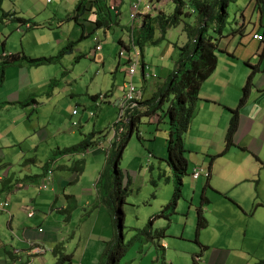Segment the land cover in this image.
<instances>
[{
    "label": "rangeland",
    "instance_id": "obj_1",
    "mask_svg": "<svg viewBox=\"0 0 264 264\" xmlns=\"http://www.w3.org/2000/svg\"><path fill=\"white\" fill-rule=\"evenodd\" d=\"M78 1L3 0L1 3L0 65L5 59L2 55V49H5L6 54L16 53L21 48V42L27 50L28 56L31 57L53 56L60 49L67 47L70 42L73 48L71 51L64 53L56 63L39 66L26 64L32 85L35 86L30 101H24L26 104L22 102L23 107H29L31 103L34 104L33 107L30 106V119L24 113L21 114V117L13 116L11 120L0 122L1 135L6 131H10L12 136L22 139L20 141L22 145L16 143L14 146L0 147V176H3V179L10 177L11 181L8 185L13 188L19 182L25 187L28 184L26 175H37L34 184H32L33 186L29 189L20 187L10 192L8 196H5L6 193H4L0 198V236L6 240H11L14 239V235H19V232H21V230L19 231L22 227L21 224L28 225L29 223L34 226L35 223H31V218L28 217L25 209L21 208L23 202L28 199V194L31 193L30 197L34 200L31 204L33 211L37 208L36 205L43 202L45 198H47V202L53 203L56 200V195H58L59 204L65 202L61 190L57 192V187L55 191L50 189L52 183L51 180L49 182L45 181L46 176L53 177L55 174L61 173L62 170L59 165L63 162V159L70 166L82 160L84 169L80 174V179L84 186L91 185L92 187L95 180L100 178L97 189L101 190L105 198H109L111 201L115 196L114 205H116L118 202L116 196L119 194L123 196L124 219L121 227L123 253L118 264H138L143 241L137 240L134 236L136 233L135 228L144 227L148 223L149 215L157 214L158 217L164 220L163 217L167 212H169L168 216L172 213V206L170 205V207L168 204L173 196L175 176L171 165L167 161V142L170 131L172 130L173 139L176 138V132L174 127L170 125L169 118L163 114V110L167 105L165 102L155 112L142 115L137 126L138 129H133L118 164L119 175L124 183L119 182L116 184L113 182L112 172L114 167L112 164L107 165L108 171L106 174L99 176L101 171L97 170H100L104 165V153L109 148L108 142L103 147L102 140L106 134L109 135V129L119 117L116 102L122 95L123 83L128 80L126 74L128 68L127 56L119 57L118 55L120 48L118 40L125 38L128 34L124 27L126 16L123 13L127 8L123 4L119 23L112 24L110 27H99L93 30L92 25H84L86 35L82 37L83 25L76 22H78V18L83 22L85 16L82 13L78 14V9H76ZM85 1L82 0L83 3ZM103 1L101 0L102 4ZM183 1L187 3L183 5V11H191L192 8L188 4L189 0ZM247 2L248 0H231L229 3L227 8L229 16L223 29L225 36L216 51L218 59L216 69L202 83V87L206 88V91L202 89L201 99L197 101L196 115L192 119V126L184 135L185 157L188 161V167L182 177V194L180 193L178 207H176L177 211H182L184 215L192 202V198H194L193 204L197 205L200 204L202 196L205 198L203 186L206 183V176L201 175L198 179H194L191 173L192 169L202 167L208 171V165L213 160H217L216 165L225 163V166H239L241 171H245V168L250 169L251 163L255 164V171L258 172L255 182L259 184L256 193L258 192L261 198L264 197V169L261 167V164L264 163V99L258 116L243 124L238 132V142L233 146V150L229 152H237L239 157L224 156L222 154L225 151L224 137L231 117V109L237 107L239 99L243 95L244 85L253 69L255 70L251 76L252 88L248 101L251 102L260 90H264V40H256L257 45L259 43L260 45L251 46L253 53L251 56L246 57L241 56L238 51L235 56L231 53L238 44L237 40L239 43L241 42V38H238L241 37L240 34L236 41L229 44L232 35L239 29L238 24L245 22L248 18V11L250 10H247V8L251 7V3L248 7ZM152 4L153 8L150 14L153 16L160 12L170 15L174 12L176 5L173 0H161V2L155 0ZM14 10L18 16L28 17L31 25L32 23L33 25L26 28L24 24L13 21L9 16L2 14ZM106 10L114 20L116 18L114 10ZM254 10V14L252 13L250 16L252 21L256 20L257 17V8L254 7ZM85 15L87 16V14ZM180 18L179 23L168 28L163 37H161L162 33L155 22L150 24L151 28H143L140 32L135 31L134 33V39L138 41L136 45L141 51V58L144 57L149 66V72L155 74V77L147 79L148 83L163 80L166 71H172L176 67L179 48L186 41L182 23L185 19L187 22L192 23L194 14L191 12L186 17L182 14ZM262 20L264 23V14ZM129 24L130 20L127 26ZM214 24V21H212L208 35H216L213 31ZM19 26H21V30ZM250 28L251 25L248 26L247 30ZM263 31L264 27L259 28V32ZM23 37H25L24 40ZM57 38L64 40L58 43ZM3 44L5 47H3ZM97 44L101 45V50L95 49ZM246 47L248 48V44ZM141 73L142 70L139 65L133 76V82L139 88L143 84L144 87H147L148 85L142 80ZM2 82H0V88H6L7 83L10 84V81L6 84ZM217 87L219 89L226 87V95L221 96V104L210 106V103L215 102V99H211L210 90L217 91ZM157 89L158 85H155L149 90L147 88L143 90V105L139 109L143 110V113H148L145 112V109H147L146 104L151 101ZM96 94L106 95L98 106L95 105V100L92 97ZM203 96L209 97L212 102L202 98ZM222 103L225 105H222ZM200 106H203L201 110ZM75 107L78 109V114L72 115V109ZM199 111L201 112L198 113ZM89 112H92L93 115L90 116ZM159 116L162 117V120H159ZM24 120L27 121L23 124L22 121ZM16 124L19 126L18 128H15ZM28 127L31 128V134L34 131L37 133L39 130H43L47 135L38 146V149L34 150L36 152L32 153L25 151L28 143L31 145L35 142V140H29L28 142V139H26L28 138ZM88 133L94 140L100 139V144L95 146H98L99 149L102 148L101 152L96 153L95 147L82 153L67 155L62 153L63 148L78 143ZM253 138L258 140L254 141ZM254 143L255 146H258V155H255L252 151L242 150L243 146H253ZM227 157L231 159L229 163L226 162ZM28 159L30 161L26 163L25 160ZM230 170L232 169L230 168ZM44 183L47 184H45V189L40 190L39 186L44 185ZM107 183L110 184L109 189ZM2 186L0 180V189ZM71 186V192H76V187L81 188L80 185L76 184ZM236 191L243 193L239 185L231 189L230 192L235 194ZM20 196L22 198L17 202ZM5 198H8V200H5ZM83 202L82 200L79 204L81 208L76 209L74 217L76 218L80 213L89 216L85 220L83 218L79 220L78 217L73 220V223L76 225L80 221L82 223L81 229L86 231L91 227L92 219L101 202L99 204L96 202V205L93 201L89 205H83ZM114 205L111 201L107 206ZM191 209L197 213L196 208L191 207ZM55 213L57 212L55 211ZM173 217L176 219L177 214L173 213ZM10 220L11 225H9ZM11 228H13V232ZM178 228V225L172 226L173 230ZM63 244L65 245L62 247L64 252L68 253L69 250H72L68 244ZM255 244H261V249H264V235H259L258 243L253 240L248 242L250 248H253ZM44 247L46 246L44 245ZM261 249L253 252L258 255ZM159 251H162V249H159ZM195 253H198V251H195ZM236 253L234 248L230 250L226 264H234V260H238L239 255H236ZM33 257L30 258L31 263L28 262V264H39L40 260L38 258L33 260ZM46 257L54 261V264H71L67 258L56 263L57 259L50 252L47 253ZM198 257L200 258L198 255H194V257L191 255L190 259L194 262L198 261Z\"/></svg>",
    "mask_w": 264,
    "mask_h": 264
},
{
    "label": "crops",
    "instance_id": "obj_2",
    "mask_svg": "<svg viewBox=\"0 0 264 264\" xmlns=\"http://www.w3.org/2000/svg\"><path fill=\"white\" fill-rule=\"evenodd\" d=\"M154 1L155 0H152V3H154ZM159 1L161 2V0ZM130 3L131 0H104L103 4L101 3V0H86L78 9V14L82 13V15L85 16V22L80 21V18H78V22H76L83 25V33L81 36L84 37L86 35L85 26H87V24H89V26L92 25L91 27L94 30L99 27H110L112 24L119 23L118 21H120L119 18L121 17L122 6L125 4L127 9L123 12L126 16L124 27L128 36L126 35L125 38H120L118 42L120 47L126 44L129 37L130 24L128 26L127 24L130 20ZM249 5L247 6L249 7ZM1 7L2 5H0V8ZM106 9L114 10L116 16L114 20L111 15L106 12ZM253 9V5L247 8V10H250L248 11L249 15L248 18H246L247 20L238 24V26L242 25V27L236 30L230 39L229 44H232L236 41L237 37L241 35V37H238L241 38V42L239 43L237 40L238 44L231 52L233 56L237 54V51L243 57L251 56L253 53L251 46L257 45V39H253L252 34H261V32H259L260 16L259 12L256 11V20L252 21L250 16L255 12ZM97 11L104 13L105 21H101L96 27V20L98 17ZM9 12L16 17H21L15 13V10ZM85 14H87V16ZM21 18L27 19L26 21L30 26L33 25V23L31 25L28 17ZM139 22L141 24H137L136 27L142 25L143 17L140 16L136 18V23ZM20 24H23V22H20ZM250 25L251 28L247 30ZM19 27L21 30V26ZM24 39L25 37H23V40ZM57 40L58 43H60L64 39L57 38ZM247 44L248 48L246 47ZM258 45H260V43ZM20 46L21 48H19L16 53L28 56V52L22 42L20 43ZM3 47H5L4 44ZM2 53L4 57L7 55L4 48L2 49ZM142 59L145 62L144 57H142ZM168 71L169 70L166 71V74ZM165 75L163 80L151 81L149 83L147 81V83H145L148 85L147 89L149 90L155 85H161L165 80ZM8 81H10V84L7 83ZM2 83H7V87L0 88V122L11 120L13 116L21 117V114L24 113L27 114L28 119H30V106L33 107L34 104L31 103L29 104V107H23V104H26L24 101H30L31 94L34 93L32 91L35 87L32 85L28 66L23 63L20 65L12 64L7 66L4 69ZM202 86L203 85L200 87L199 99H201L200 95H202V89H205L206 91V88ZM210 91V94L212 95L211 99H215V102H212V100L206 96H203L202 98L211 101L212 103H210V106L221 104V96L226 95V87H222L221 89L218 88V90L214 92L212 90ZM263 99L264 90H260L259 94L256 95L251 102L248 101L249 99L247 98L244 105L240 108L239 124L233 136L234 144L225 149L222 153L224 156L232 155L239 157L237 152H229L233 150V146L238 142V132L240 128L243 127V124L248 123V120L252 121V119H255L258 116V113L262 109L261 103ZM94 100L96 101V98H94ZM22 102L24 103L22 104ZM35 102L37 103V101ZM222 105L225 104L222 103ZM201 108H203V106H200V110ZM200 112L201 111L198 113ZM26 121L27 120H24L22 123ZM18 127L19 126L16 124L15 128ZM31 132V128L28 127V138L26 139H28V142L29 140H35L31 145L28 143L27 150L25 151H29V153L36 152L34 150H37L38 146L47 137L43 130H39L37 133L34 131L32 134ZM92 140L95 141V145L100 144V139L94 140V138H92ZM253 140L257 141L258 139L253 138ZM20 141H22V139L14 135L12 136L10 131H6L3 135L0 134V147L14 146L16 143H20ZM107 142L109 148H107L104 153V165L100 170H97L101 171L99 176L106 174L108 171L107 165L109 164L108 161L112 151L111 144L113 142L111 133L104 136L102 140L103 147H105L104 144ZM20 145H22V143H20ZM95 147L96 153L102 151V148L99 149L98 146H94L93 148ZM242 150H247L249 152L252 151L255 155H258L259 153L258 146H255V143L253 146H243ZM216 161L217 160H213L208 165L207 170L209 175L206 176V183L205 186H203V194L205 195V198L203 201H200L199 205L193 204L194 198H192V202L184 215L182 211H177L176 207H178V199L171 215L167 218L161 215L164 220L158 216L154 217L151 224L152 231L154 229H163L162 234L142 242L143 245L140 248L141 256L137 262L138 264H226L230 255V250L233 248L237 252L236 255H239L238 260H234V264H252L257 259L264 258V249H261V244H255L253 248H250V245H248V242L251 240L258 243L259 235H264V197L262 196L261 198L258 195V192L256 193L259 184H256L255 182L256 175H258V172L255 171V164L251 163L250 169L245 168V171H241L239 166H225V163L222 165H216ZM230 161L231 159L227 157L226 162L229 163ZM59 166L62 172L50 177L52 183L50 189L55 191L57 187V192L58 190H61L64 196L63 201L65 200V202H62L60 205L58 195H56V200L53 203L47 202V198H45L43 202L36 205L37 208L33 211L31 204H33L32 202H34V200L30 197L31 193L28 194V199L23 202L21 208L23 210L25 209L27 215L32 212L31 216L28 217L31 218V223L35 224L34 226H31L29 223L28 225L21 224L22 227L19 229L21 232H19V235H14V239L6 240L4 237L0 236V264H28V262L31 261L30 258L33 256V260L35 258L40 260L39 264L40 262L41 264H54V261H51L46 255L50 252L52 256L57 259L59 254L57 255L54 253V248L57 247L59 251L64 252L62 247L65 245L63 243L68 244L72 249L69 250L68 253L64 252L70 254V259L68 260L71 264H99L102 261V254L106 249L108 242L111 241L117 233L113 223L114 218L111 214V206H107L111 201L112 203H115V196L110 201L109 198L103 196L101 190L97 189L100 178L95 180L92 187L91 185L84 186L80 179V174H82V172L76 176V173L69 168V163H66L64 159ZM25 167L27 168V166ZM230 168L232 170H230ZM35 176L37 175L28 174L25 176L26 180H28V184L25 187L21 185L20 182H16L19 184V187L29 189V187H32V184H34ZM37 179L38 177L36 180ZM0 180L3 185L0 189V198L4 193H6L5 196H8L10 195V192L19 189L15 184L13 188L8 185L11 181L10 177L2 178ZM221 180L224 181L221 182ZM45 181H50L47 176ZM119 182L124 183L121 177ZM74 184L80 186L82 184V186L81 188L76 187V192H71V185ZM238 185L243 190V193L236 191L235 194H231V189L236 188ZM107 187L108 189L110 188L109 183H107ZM86 195L87 197H85ZM21 198L22 196H20V199H17V202H19ZM81 199L84 201L83 205H89L92 201L95 203L94 205H96V202H98V204L101 202L97 207L94 218L92 219L91 227L86 231L81 229L82 223L80 221L76 225L73 223V220L78 217L79 220L82 218L85 220L89 216L88 214L85 215L80 213L76 218L74 217L76 209L81 208L79 205L82 201ZM5 200H8V198H5ZM191 207H194L197 210L199 208L206 220V225L203 228H200L198 232H196L197 213H195V210L191 209ZM45 209L46 211H44ZM55 211L57 213H55ZM173 213H175V215L177 214L176 219L173 217ZM62 214L63 216L61 217ZM151 216H148V220ZM11 220L9 221V225H11ZM173 225H178L179 228L173 230ZM38 227H41L42 231H38ZM11 230L13 232V228H11ZM29 240L43 243L46 246V251L40 255H28L26 251L27 248H29ZM159 249H162V251H159ZM258 249L261 250L257 255L253 251ZM195 251H198V253H195ZM76 252L78 253L76 254ZM191 255H193V257L194 255H198L200 258L198 257V261H194L193 258L194 262H192V259H190ZM73 258L74 260H72Z\"/></svg>",
    "mask_w": 264,
    "mask_h": 264
},
{
    "label": "trees",
    "instance_id": "obj_3",
    "mask_svg": "<svg viewBox=\"0 0 264 264\" xmlns=\"http://www.w3.org/2000/svg\"><path fill=\"white\" fill-rule=\"evenodd\" d=\"M2 1L3 0H0V5ZM173 1L176 3V5L175 10L172 14L166 15L160 12L159 14L152 16L150 13H147L143 15L142 25L136 27L135 31L140 32L143 28H151L150 24L155 22L157 24V28L162 33L161 37H163L168 28L179 23V21L181 20L180 15L184 14V16L186 17L190 15L191 12H193L194 19L192 23L187 22L186 19L182 23V30L185 33L186 41L179 48V58L176 62V67L172 71H168V73L165 75V80L161 85L158 86V89L154 93L151 101L146 104L147 109H145V112L148 113H143V110H139L143 105V90L147 88L144 87L143 84L142 86H140V89L142 91V98L140 100L139 106L133 112H131L127 121L119 118L112 124L113 127H111L113 130H115L116 135L112 137V151L108 161L109 164H112V166L114 167V170L112 172V179L113 182L117 184L120 181L118 163L122 152L133 132V129H138L137 126L142 115H147L151 112H155L166 102L167 105L163 110V114L164 116H167L169 118L170 125L174 127L176 132V138L173 139L172 130L170 131V137L167 142V161L171 165L175 176L174 192L168 204L169 206H172V212L181 193V189L183 186V174L187 171L188 167V161L185 157L186 145L184 141V135L189 130L192 119L196 113L200 87L202 83L209 76H211L216 69L218 62L216 51L219 48V44L222 38L225 36L223 34V29L226 19L229 16L227 8L231 0H189L188 4L189 6H191L192 10L188 12L183 11V5L187 4L183 0ZM250 3L255 8H257V12H259L260 28L264 27V23L262 22L264 14V0H248L246 5H249ZM82 4V0H79L76 4V9H79ZM243 9L244 7L242 8V10ZM2 14L5 16L11 15L10 19L13 21H19L23 23L27 22V19L16 17L9 12H3ZM97 14L98 17L96 20V27L101 23V21H105L104 15L101 12L97 11ZM212 21H214L215 23L213 31L216 35H208V30ZM238 27L240 29L242 25ZM261 37V41H263L264 31L261 32ZM134 40L135 43H138L136 39ZM72 48L73 46L70 42L67 47L60 49L55 55L47 57H31L25 54L20 55L19 53L7 54L5 56V60L0 65V82L3 81L4 69L7 65H20L22 63H25L31 66H39L42 64L56 63L61 59L64 53H66L67 51H71ZM254 70L255 69H253V71L247 78V82L245 83L243 88V95L240 97L237 107L231 109L232 113L224 137L225 149L234 144L233 136L239 124L240 108L246 102L252 88L251 76L254 73ZM143 75L144 74L141 73V76L143 78L142 80L147 83L148 78L146 79L145 77H143ZM98 96L99 94H96L92 97L97 98ZM104 96L106 95L104 94ZM159 120H162L161 116H159ZM120 127L123 128V131L118 133V129ZM109 131L111 133V128L109 129ZM95 144V141H93L90 137V134H88L78 143L63 148L62 153H82L87 151L88 149L93 148ZM27 161L29 162L30 159L25 160L26 163ZM261 167L264 169V163L261 164ZM69 168L73 172H75L77 176L83 170V161H77V163L70 166ZM199 177L193 178L198 179ZM16 186L20 188L18 185ZM117 197V204L114 205L113 203L114 206L110 207L111 214L114 218V227L116 228L117 233L113 237V239L108 242V245L102 254V261L99 264H118L119 259L123 253V235L121 227L124 219V213L122 210L124 198L120 194L117 195ZM203 200L204 196H202V201ZM168 214L169 212L165 214V217L168 216ZM156 216L157 214L151 216L148 220V223L144 227L135 228L136 233L134 236L137 240L146 241L162 234L163 229H154L152 231V220ZM205 225L206 220L203 217L200 209L198 208L196 232H198L200 228H203ZM54 249V253H56L57 255L59 254L56 263L61 262L65 258L70 259V254L60 252L57 247ZM253 264H264V258L257 259Z\"/></svg>",
    "mask_w": 264,
    "mask_h": 264
},
{
    "label": "built area",
    "instance_id": "obj_4",
    "mask_svg": "<svg viewBox=\"0 0 264 264\" xmlns=\"http://www.w3.org/2000/svg\"><path fill=\"white\" fill-rule=\"evenodd\" d=\"M152 8H153L152 0H131L130 14H129L130 26H129L128 42H126V44L121 46L118 51L119 57L127 56V64H128V68L126 71L128 80L123 83L122 95L119 98V100L116 102V106L118 107V110H119L118 119L122 118V120H125V121L128 120V117L131 114V112H133L139 106L140 100L142 98L141 89L138 88L136 84L133 82V76L136 73L139 65L142 70V74H144L143 77H145L146 79L150 77H155V74H152L149 72L148 64L144 62L143 59L141 58V51L137 47L135 40H134L135 28L137 24H141L140 22L136 23V18L140 16L143 17V15L150 13ZM23 24L25 25L26 28L30 27L29 23L27 22ZM253 38L259 41L262 40L261 34H258V33L253 34ZM95 49L101 50V45L97 44L95 46ZM104 97H105L104 94H99V96L96 98L95 105L98 106L100 104V101H102ZM77 112H78V109L77 107H75L72 110V114L75 115L77 114ZM88 114L90 116L93 115L92 112H89ZM112 127H111V135L113 137L116 135V132L115 130L112 129ZM121 131H123L122 127L118 129V133H120ZM192 174L194 178H197L200 175L208 176L209 172L203 169L202 167L200 168L194 167L192 170ZM2 178L3 176H0V179ZM48 180H51L49 176H48ZM45 184L46 183H44V185H40L39 189L40 190L45 189V186L47 185ZM31 214L32 212H30L28 216H31ZM38 231H42V228L38 227ZM28 244H29V248H27L26 252L30 256L40 255L46 251V248L44 247V245L39 241L29 240Z\"/></svg>",
    "mask_w": 264,
    "mask_h": 264
}]
</instances>
